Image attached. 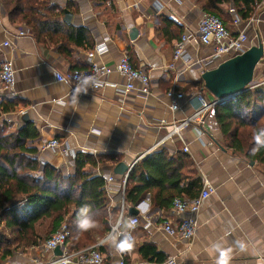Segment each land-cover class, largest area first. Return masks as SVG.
Wrapping results in <instances>:
<instances>
[{
  "label": "crops",
  "instance_id": "0c3cea01",
  "mask_svg": "<svg viewBox=\"0 0 264 264\" xmlns=\"http://www.w3.org/2000/svg\"><path fill=\"white\" fill-rule=\"evenodd\" d=\"M70 1L69 23L85 30L87 43L67 42L64 47L62 42L39 44L33 34L15 37L19 30L27 27L12 24L0 1V59L11 60L16 69L14 91H0V102L16 101L17 110L8 115L17 114L19 118L12 120L11 130L22 127L26 120L34 123L40 136L29 144L36 147L42 163L60 169L65 176L76 172L78 153L104 157L96 167L89 164L84 170L103 176L106 185L109 177L115 179L108 183L107 190V220L112 228L120 213L121 177L124 176L116 173L115 168L121 162L129 167L135 165L145 157L139 159L145 150L155 146L172 129L169 122L184 116L181 112H171L167 90L175 87L192 92L203 88L207 96L214 97L204 87V82L203 85L200 82L203 81L200 68L185 70L180 79L175 71L168 69L175 41L185 27L197 28L199 18L207 11L206 0ZM156 2L163 7L161 10L156 8ZM260 3L253 13L261 15L250 32L249 44L262 42L264 47V9L259 7ZM217 6V16L236 31L232 25L233 12L237 13L234 5L222 2ZM7 39L12 40V47L3 45ZM101 43H106L108 50L96 59L114 64L126 52L134 68L150 74L151 93L147 98L136 92H125L126 78L118 72L107 78L103 88L89 94L78 95L69 85L56 80L53 72L87 67L89 50ZM207 52V48L201 51ZM192 54L197 57L194 49ZM254 79L264 83V56L256 67ZM20 110L25 112L18 114ZM163 119L168 123L162 124ZM52 138L72 148L75 158L59 150H41V144ZM184 138L175 137L159 150H166L169 156L187 154L183 171L189 176L195 172L202 181L206 178L215 187L198 211L196 235L187 241L180 234L169 236L157 227H145L148 219L162 222L173 218L172 205L161 207L159 202L163 199L157 198V189H154L137 206L125 200V221L137 215L141 222L134 232L131 251L117 253L111 240L106 239L101 247L105 264H121L122 259L125 264H166L171 258H175L177 264H216L220 253L215 245L230 250L228 264H264V167L257 162L252 165L223 144L214 108L206 115L203 133L199 135L192 127L186 130ZM185 144L188 152L183 150ZM113 212L117 215L116 221H113ZM72 243L73 239L68 240L70 249ZM144 246L154 248L165 259L144 256L141 252ZM56 256L55 252H44L40 246H34L3 264H46ZM71 264H79L78 257Z\"/></svg>",
  "mask_w": 264,
  "mask_h": 264
},
{
  "label": "trees",
  "instance_id": "16d2710c",
  "mask_svg": "<svg viewBox=\"0 0 264 264\" xmlns=\"http://www.w3.org/2000/svg\"><path fill=\"white\" fill-rule=\"evenodd\" d=\"M12 24L25 25L39 44L62 42L83 45L87 43L85 30L65 20L71 2L59 0H0ZM104 3L107 0H93ZM262 0H206L207 12L217 15L218 4L231 2L237 13L248 19ZM63 3V4H62ZM86 41V42H85ZM203 85V81H200ZM15 100L0 102V263L26 249L39 246L69 215L71 249L81 250L96 243L111 231L108 222L109 201L106 179L86 172L87 165L96 167L104 157L78 153L76 172L65 176L63 172L42 163L38 150L29 144L39 138L34 123L25 121L22 127L10 131L5 114L17 110ZM214 113L223 134V144L243 159L255 161L264 167V147L253 151L254 136L264 128V84L227 99L214 107ZM187 154L169 156L162 149L139 160L129 173L125 200L137 206L148 193L157 189L160 206L172 205L175 197L195 198L203 185L195 172L191 176L183 171ZM187 181L183 186L181 183ZM89 205L96 227L87 232L76 228V217L82 205ZM112 217V216H111ZM117 215L113 212V221ZM44 226V229H43ZM24 250H22V249ZM83 249V248H82ZM144 256L152 255L163 261L152 247H142Z\"/></svg>",
  "mask_w": 264,
  "mask_h": 264
},
{
  "label": "built area",
  "instance_id": "2783aa9c",
  "mask_svg": "<svg viewBox=\"0 0 264 264\" xmlns=\"http://www.w3.org/2000/svg\"><path fill=\"white\" fill-rule=\"evenodd\" d=\"M259 7L264 9V0L259 4ZM156 8L161 10L163 7L160 3L156 2ZM233 13L232 25L236 28V31L230 29L221 17L207 11L203 12L199 18L195 30L188 28V26L185 27L181 37L174 43L172 60L168 64V69L175 71L178 79H180L184 71L189 68L198 67L202 72L213 69L225 60L244 53L251 46L249 44L251 39L250 32L254 28L255 23L259 20L261 14H253L250 18L245 20L237 13ZM30 34V30L26 28L24 30H19L15 34V37ZM3 45L12 47L13 42L11 39H7ZM204 48L208 50L206 54L201 53ZM192 49L197 52L196 58L192 54ZM107 50L108 46L106 43L96 45L88 52L89 65L87 67L69 68L64 72L56 71L58 74V77L55 76L56 80L69 85L71 91H75L82 77L93 76L99 81V86L95 89L90 88L86 93L89 94L103 88L108 82L107 78L112 73L118 72L126 78L124 84L125 92H136L147 98L151 93L150 74L146 70L134 68L126 52L123 53L114 64H107L101 59H96L97 56L101 57ZM179 66L182 67V69H180ZM15 83L16 69L13 62L7 59H0V91L6 93L13 92ZM203 90L204 89L201 88L192 92H184L175 87L167 90L166 96L169 99V108L171 112H181L184 116L169 122L172 129L168 131L155 146L145 150L139 159L159 150L162 145L166 144L169 140H173L175 137L185 140L184 133L192 127L197 130L199 135L203 133L207 113L217 104L223 102L215 97L211 98L207 96ZM24 112V110H20L17 113L23 114ZM4 116L8 123L12 122L13 119L9 117L8 114ZM161 123L167 124L168 121L163 119ZM40 149L59 150L65 156L75 158L74 150L68 146L62 145L56 138L44 141ZM183 150L186 152L189 151L187 144H185ZM133 166L134 165H131L129 167V171L132 170ZM129 173L130 172L121 177L122 199L119 204L120 213L118 220L112 225L111 231L106 236L98 239L93 245H89L81 250H71L68 245V237L70 235L69 220L64 219L61 221L59 228L39 245L44 252H54L56 248H60L62 251L54 260L46 264H71L76 257H78L79 264H105V257L101 251V247L104 245L106 239L113 235L114 229L118 223L122 220L125 221V197ZM114 180L113 177L108 178L106 185L107 190L109 187L108 183ZM214 191L215 187L206 178H203V186L198 196L192 199L187 197H175L173 199L171 206L173 218H165L162 222L155 220V218L148 219L145 222V227H157L169 236L180 234L185 240H191L196 235L199 227L197 218L198 211L201 209L204 200ZM174 217L177 220H175ZM156 218L159 219L158 214ZM127 221L134 222V227L131 229V235L134 240V232L141 220L137 215H133L130 216ZM19 254L24 253L20 252ZM120 263L125 264L123 259ZM166 264H177V262L175 258H171Z\"/></svg>",
  "mask_w": 264,
  "mask_h": 264
},
{
  "label": "water",
  "instance_id": "95a60500",
  "mask_svg": "<svg viewBox=\"0 0 264 264\" xmlns=\"http://www.w3.org/2000/svg\"><path fill=\"white\" fill-rule=\"evenodd\" d=\"M71 14L66 11L65 20L70 22ZM264 56L263 43L250 46L244 53L225 60L217 67L201 73L204 87L217 99L225 101L255 86L254 74L257 65ZM27 118V116H24ZM252 165L255 161L250 162ZM131 171V170H130ZM129 166L121 162L115 172L122 176L127 174ZM56 255L62 253L60 248L54 250Z\"/></svg>",
  "mask_w": 264,
  "mask_h": 264
},
{
  "label": "clouds",
  "instance_id": "9594fccd",
  "mask_svg": "<svg viewBox=\"0 0 264 264\" xmlns=\"http://www.w3.org/2000/svg\"><path fill=\"white\" fill-rule=\"evenodd\" d=\"M55 76L58 77V74L53 72ZM99 86V81L93 76H85L80 79L76 87V94L81 95L82 93L86 94L88 90L95 89ZM255 147L253 151H257L259 148L264 147V128H261L257 131L254 136ZM76 228L79 232H87L92 228L96 227V220L91 211L89 205H82L77 213L76 217ZM134 227V222L122 220L115 227L113 235L109 237L111 240L112 247L117 253H124L131 251L133 246V237L131 235V229ZM215 249L220 253L216 264H228L229 256L227 254L230 250L223 249L220 245H215ZM243 250L244 245H240Z\"/></svg>",
  "mask_w": 264,
  "mask_h": 264
},
{
  "label": "rangeland",
  "instance_id": "374dc122",
  "mask_svg": "<svg viewBox=\"0 0 264 264\" xmlns=\"http://www.w3.org/2000/svg\"><path fill=\"white\" fill-rule=\"evenodd\" d=\"M260 83H262V82H258V81H257V84H256V85H258V84H260ZM263 84H264V83H263ZM11 118H12L13 120H16V121H17L19 117H18L17 114H14V115L12 114V115H11ZM12 124H13V123H12ZM10 127H11V126H10ZM9 130L12 131L11 128H9ZM64 219H68V220H69V215L66 214V215L63 217V219H62L61 221H63ZM58 228H59V227H58ZM58 228H57V229H58ZM43 229H44V226H43ZM57 229H56V230H57ZM56 230H55V231H56ZM55 231H54V232H55ZM21 249H22V248H21ZM22 250H24V249H22ZM26 251H27V249H26ZM26 251H25V252H26ZM19 253H20V252H19ZM19 253H18V254H19ZM0 264H3V263L1 262Z\"/></svg>",
  "mask_w": 264,
  "mask_h": 264
}]
</instances>
